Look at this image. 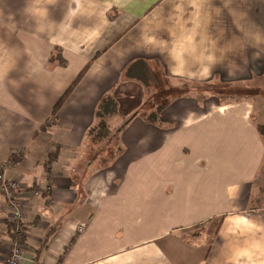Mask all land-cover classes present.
Returning <instances> with one entry per match:
<instances>
[{
    "label": "crops",
    "instance_id": "0c3cea01",
    "mask_svg": "<svg viewBox=\"0 0 264 264\" xmlns=\"http://www.w3.org/2000/svg\"><path fill=\"white\" fill-rule=\"evenodd\" d=\"M0 37V170L27 188L21 264H264V114L255 120L253 94L180 92L158 124L115 113L112 156L88 134L140 60L175 86L264 91V0H0ZM215 221L212 242L193 233ZM11 227L0 194V264Z\"/></svg>",
    "mask_w": 264,
    "mask_h": 264
},
{
    "label": "rangeland",
    "instance_id": "374dc122",
    "mask_svg": "<svg viewBox=\"0 0 264 264\" xmlns=\"http://www.w3.org/2000/svg\"><path fill=\"white\" fill-rule=\"evenodd\" d=\"M4 39L5 37H3V40ZM155 63V61L153 63H148L147 69L144 68L139 70L140 67H138V70L135 71L139 77H143L148 81V85L143 84V82L137 79H126L128 86L124 92H126L127 98H125L122 107L129 111L124 114L119 113L122 120L125 119L126 121V119L131 118L135 113L142 110L144 111V107H148V109H150L151 107L149 106L155 103L163 102L165 99L173 96V94H175L174 92L185 91H192L193 93H197L199 95V98L201 99H220L223 101L238 100L242 97H245L247 93L253 94V99L256 106L255 120L260 121L261 114H264V91H262L261 89H247L246 86L242 83H219L201 85L180 83L179 86H175L174 83L164 73L163 69L157 64L158 62L156 64ZM144 103L146 105H144ZM117 119L119 120L120 116H118ZM261 129L264 134L263 125H261ZM115 131L116 129L113 130V135L116 134ZM97 147L104 150L106 157L112 156L116 152H118V143L115 138L104 139V141ZM255 190L257 192V202H259L260 205H264V164L257 176L255 182ZM218 223V221H215L210 224L198 225V227L193 230V233L199 235L206 234V239L209 240V242H212L217 228L219 227Z\"/></svg>",
    "mask_w": 264,
    "mask_h": 264
},
{
    "label": "trees",
    "instance_id": "16d2710c",
    "mask_svg": "<svg viewBox=\"0 0 264 264\" xmlns=\"http://www.w3.org/2000/svg\"><path fill=\"white\" fill-rule=\"evenodd\" d=\"M55 58L56 60H58L59 64L66 65L67 61L63 58V56L60 53ZM138 67H140L139 70L144 69V68L147 69L148 65L143 60L135 62L128 69L127 76L131 78H135L143 82V84L148 85V81L144 79L143 77H139L137 73L135 72L136 70H138ZM82 74L83 72L77 77V79L71 84V86L66 90V92L57 101V103L54 106V112H53L54 115L57 113V111L59 110L63 102L66 100L68 95L71 93L72 89L75 87L76 83L78 82ZM174 93L175 94H173V96H171L170 98L176 97L178 94H181L180 92H174ZM117 97L118 95L116 94L114 95L109 94L101 99L97 112H96V117L98 119L97 124L91 127L88 131V134L92 138L97 139V140H104V139H113L114 137H116V134L115 135L112 134L113 130L110 128V125L108 124V117L115 113L124 114L127 111H129V110L124 109V107H122L124 100L125 98H127V96L123 98H121L120 96H119L120 98H117ZM170 98L165 99L163 102L155 103L149 106L151 107L150 109H148V107H144V111L143 110L139 111L135 113L132 117L139 115L143 117L145 120H147L148 122L155 123V124L166 122V118L163 115V110L167 106L168 102L170 101ZM144 105L146 104L144 103ZM131 118L126 119L125 124ZM46 126L47 125H45L44 127Z\"/></svg>",
    "mask_w": 264,
    "mask_h": 264
},
{
    "label": "built area",
    "instance_id": "2783aa9c",
    "mask_svg": "<svg viewBox=\"0 0 264 264\" xmlns=\"http://www.w3.org/2000/svg\"><path fill=\"white\" fill-rule=\"evenodd\" d=\"M5 168L0 170V194L4 197L7 209L11 214V232L14 238L11 251L5 257L3 264H21L27 258L24 242L21 240L26 233V227L23 222L25 209L22 192L27 188L20 180L8 178ZM41 193L42 189L38 186H33L29 190V194L32 196L40 195ZM84 228V225L80 226L78 233H81Z\"/></svg>",
    "mask_w": 264,
    "mask_h": 264
}]
</instances>
